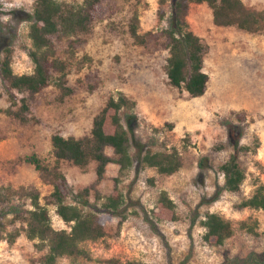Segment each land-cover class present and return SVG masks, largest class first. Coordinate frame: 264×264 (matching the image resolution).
<instances>
[{"label": "rangeland", "instance_id": "rangeland-1", "mask_svg": "<svg viewBox=\"0 0 264 264\" xmlns=\"http://www.w3.org/2000/svg\"><path fill=\"white\" fill-rule=\"evenodd\" d=\"M241 1L249 9H264V0ZM33 7L34 0H0V55L10 51V65L17 75L33 69L27 56ZM134 14L139 33L164 29L170 2L103 0L72 58L63 52L67 41L60 38L56 46L67 64L65 85L72 89L62 102L54 84L29 94L8 90L0 80V186L33 190L45 205L52 187L23 158L36 155L53 165L51 136L89 135L92 120L106 99L121 92L135 102L127 111L136 121L122 120L130 136L133 167L118 175V165L110 163L98 181L95 163L84 171L60 163L71 189L67 204L96 215L105 235L81 244L85 255L61 258L58 264H222L225 258L243 260L251 253L264 252V214L239 207L257 185L264 184V31L215 26L207 4H190L186 20L205 46L203 71L209 78L204 95L193 98L168 84L165 50L151 47L148 51L132 41L128 24ZM22 98L27 112L21 107ZM7 110L21 112L27 121L15 119ZM227 119L244 128L241 145L247 147L239 153L245 179L236 193L223 189L218 169L232 152L221 123ZM140 146L153 152L174 147L181 154L182 167L173 175H159L138 163ZM105 154L115 158L109 148ZM115 184L121 203L116 210L106 211L102 204ZM84 188L90 190L88 194L81 193ZM160 191H166L175 203L178 217L174 222L154 218ZM25 206L29 208L28 202ZM47 209L55 230L68 229L54 206L48 204ZM206 213H217L232 224L233 235L222 246L203 240ZM10 220V216L3 220L5 233L21 226ZM241 222L256 224L254 233L241 229ZM34 244L23 233L12 244L4 237L0 264H32L40 255Z\"/></svg>", "mask_w": 264, "mask_h": 264}, {"label": "trees", "instance_id": "trees-1", "mask_svg": "<svg viewBox=\"0 0 264 264\" xmlns=\"http://www.w3.org/2000/svg\"><path fill=\"white\" fill-rule=\"evenodd\" d=\"M102 1L81 0L80 4L73 5L56 0H34L27 33L30 41L27 56L32 62L33 69L30 74H14L10 65V51L4 56L0 55V80L7 89L37 94L48 85L54 84L60 90L58 101L62 102L71 95L72 89L65 85L67 64L57 50L56 44L60 38H64L67 47L63 52L72 58L80 37L90 32L91 23L100 10ZM169 2L170 16L166 28L141 34L138 32V17L134 14L128 24L129 36L136 45L148 51L151 47L165 50L167 52L165 74L168 84L185 91L190 97H201L206 91L209 78L203 71L205 46L190 30L186 20L190 4H207L211 9L212 23L215 26H235L248 33L264 31V9L259 11L249 9L241 0H169ZM13 100L12 103H15V98ZM20 102L24 112H27L29 108L25 99L22 98ZM134 106L135 102L121 92L110 95L93 118L89 135L82 138L63 137L59 134L51 136L53 165L46 164L36 155L25 156L23 161L33 166L39 172L40 179L51 185L52 190L45 205H41L39 195L33 190L0 186V240L5 237L8 243L12 244L23 233L28 240L34 241V247L40 255L32 264H58L61 258L85 255L80 245L101 239L105 232L96 215L85 213L77 206L67 204L71 189L60 169V163L68 162L83 171L89 164L95 163L98 181L102 179L110 163L118 165V175L130 170L133 167V158L129 153L130 136L122 120L136 121L135 116L127 111ZM7 113L21 122L27 121L21 112L7 110ZM221 123L227 134L226 144L232 152L218 169L223 176V189L236 193L245 179L244 171L239 164V153L247 149L241 145L244 128L228 119L222 120ZM106 148L112 151L114 159L105 154ZM137 161L141 166L154 169L157 174L163 176L175 174L183 164L180 152L174 147L166 151L153 152L140 146ZM114 181L117 183L116 179ZM89 191L88 188H84L81 193L88 194ZM26 202L29 208H26ZM120 203L121 191L115 184L111 195L102 205L106 211H114ZM48 204L55 207L56 214L68 229L55 230L52 227ZM154 207L156 221L177 220L175 203L166 191L158 193ZM239 207L259 210L264 214V184L257 185L251 196L243 200ZM9 216L12 223L18 221L21 226L5 233L3 220ZM255 225L241 222L239 227L253 234ZM202 226L204 242L214 247L222 246L234 232L231 222L217 213H206ZM222 264H264V252L251 253L243 260L225 258Z\"/></svg>", "mask_w": 264, "mask_h": 264}]
</instances>
